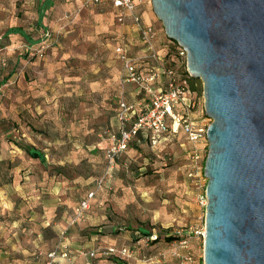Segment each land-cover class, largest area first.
<instances>
[{
    "label": "rangeland",
    "instance_id": "374dc122",
    "mask_svg": "<svg viewBox=\"0 0 264 264\" xmlns=\"http://www.w3.org/2000/svg\"><path fill=\"white\" fill-rule=\"evenodd\" d=\"M76 3L0 0V264H47L61 240L73 264H115L113 258L181 264L179 241L205 228L201 197L208 184L196 186L187 176L190 145L182 131L156 148L142 138L132 142L101 188L97 181L108 170L120 102L142 109L149 101L125 80L115 48L128 47L143 73L159 72L155 88L162 91L168 88L162 71L175 68L179 81L187 79V59L178 56L152 0L140 13L157 33L159 60L149 56L138 32L118 23L111 7L77 11ZM201 83L193 91V116L208 132L213 120ZM22 146L43 153L46 163ZM199 148L206 158V135ZM91 193L85 220L72 225L76 207ZM141 226L162 240H137ZM167 234L176 240L166 242ZM190 247L193 264H204V239L193 235ZM112 248L131 257L113 256ZM70 261L58 257L56 264Z\"/></svg>",
    "mask_w": 264,
    "mask_h": 264
},
{
    "label": "water",
    "instance_id": "95a60500",
    "mask_svg": "<svg viewBox=\"0 0 264 264\" xmlns=\"http://www.w3.org/2000/svg\"><path fill=\"white\" fill-rule=\"evenodd\" d=\"M213 120L204 264H264V0H152Z\"/></svg>",
    "mask_w": 264,
    "mask_h": 264
},
{
    "label": "built area",
    "instance_id": "2783aa9c",
    "mask_svg": "<svg viewBox=\"0 0 264 264\" xmlns=\"http://www.w3.org/2000/svg\"><path fill=\"white\" fill-rule=\"evenodd\" d=\"M145 2L146 0H78L77 11L95 6L111 7L116 14L118 23L129 25L138 32L149 56L159 60L160 53L156 45L157 33L153 27L144 23L140 13V8ZM115 54L122 63L125 80L128 83L137 85L149 97V101L145 100L142 109L127 103L125 100L120 102L117 112L118 132L111 134L112 144L107 152L109 166L105 177L97 181L99 187L101 188L105 180L110 178L111 171L115 168L116 159L128 150L130 144L136 141L140 134L149 138L151 147L156 148L169 135H177L181 131L184 133L187 142L192 145L188 156L187 176L196 186L207 184L204 172V152L199 148V145L205 140V135L207 136V131L205 127L198 124L193 116L196 102L193 101L194 93L190 90L187 81L177 83L174 79L175 69L167 68L162 71V75L168 80V88L165 91L156 90L155 84L160 77L159 72L152 71L145 74L140 71L135 59L130 57L129 49L125 45H118L115 48ZM178 56L181 59H187V52L180 48ZM180 109L184 112H179ZM94 197L95 193H91L76 207L72 225L85 220L92 207ZM201 204L207 206L208 202L205 197H201ZM193 235L196 238L205 239V228L196 229L179 241V250L176 254L180 257L181 264L194 263L190 247ZM65 236L66 233L62 234V239ZM109 252L120 258L131 257V253L127 249L117 251L112 248L109 249ZM69 255L66 245L61 240L58 250L48 254L49 261L47 264H56L58 257L70 261ZM90 255L91 257L96 256L95 253ZM71 264L73 263L71 262Z\"/></svg>",
    "mask_w": 264,
    "mask_h": 264
},
{
    "label": "trees",
    "instance_id": "16d2710c",
    "mask_svg": "<svg viewBox=\"0 0 264 264\" xmlns=\"http://www.w3.org/2000/svg\"><path fill=\"white\" fill-rule=\"evenodd\" d=\"M171 44L173 43V42H170ZM176 43V42H175ZM1 44V43H0ZM177 44V43H176ZM1 46V45H0ZM177 46H178V54H179V51H180V46L177 44ZM1 48V47H0ZM172 51H170V53H171ZM161 56V55H160ZM165 69H167V68H165ZM164 69V70H165ZM175 69V68H174ZM185 76H186V78L188 79H184V80H181V81H179L178 79H177V77H179V75H178V73H177V71H176V69H175V77H174V79H175V81L177 82V83H181V82H183V81H187V83L188 84H190L189 85V87H191L190 88V90L193 92V91H197V90H199V86L202 84L201 83V80H199V79H194V78H192V77H190V75H189V73H188V70L186 69V71H185ZM144 139V140H147L148 142H149V144H150V141H149V138H146V137H144V135L143 134H140L139 135V137H138V141L140 140V139ZM146 138V139H145ZM136 140V141H137ZM151 146V145H150ZM27 154H28V156H30L32 159H34V160H38V161H40L41 163H46V157H45V155L43 154V153H40V152H38V151H36V150H31L30 148H27V147H21ZM208 156V155H207ZM206 160H207V157L205 158V160H204V169H205V164H206ZM62 172L61 171H59V174H61ZM130 230H132L131 228H130ZM136 232L138 233V235L140 236V237H138L137 238V240H141V239H146V240H148L149 242H151V243H153V244H157V243H159L162 239H161V237H159V236H156V238L154 237V235H153V233L151 232V231H149L148 229H146L144 226H141V227H138V229L136 230ZM155 238V239H154ZM164 239H165V241L166 242H168V243H172L173 241H175L176 239H175V237H173V236H169L168 234L164 237ZM113 261H114V263L115 264H128L127 262H125L124 260H121V259H119V258H113Z\"/></svg>",
    "mask_w": 264,
    "mask_h": 264
},
{
    "label": "crops",
    "instance_id": "0c3cea01",
    "mask_svg": "<svg viewBox=\"0 0 264 264\" xmlns=\"http://www.w3.org/2000/svg\"><path fill=\"white\" fill-rule=\"evenodd\" d=\"M77 5H78V3L75 4V8L77 7ZM160 35L161 34L158 35V39H161L162 36H160ZM170 136H177V135H169L167 138H165V140H167ZM187 143L190 145V147H189V151H190L192 148V145L189 142H187Z\"/></svg>",
    "mask_w": 264,
    "mask_h": 264
}]
</instances>
